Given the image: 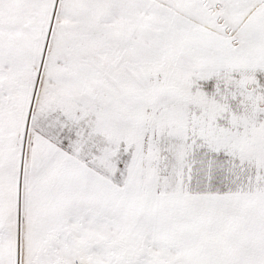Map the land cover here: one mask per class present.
I'll return each instance as SVG.
<instances>
[{
	"label": "rangeland",
	"instance_id": "374dc122",
	"mask_svg": "<svg viewBox=\"0 0 264 264\" xmlns=\"http://www.w3.org/2000/svg\"><path fill=\"white\" fill-rule=\"evenodd\" d=\"M77 124L110 158L86 217L29 143ZM0 145L6 264H264V0H2Z\"/></svg>",
	"mask_w": 264,
	"mask_h": 264
},
{
	"label": "snow or ice",
	"instance_id": "6c2138e0",
	"mask_svg": "<svg viewBox=\"0 0 264 264\" xmlns=\"http://www.w3.org/2000/svg\"><path fill=\"white\" fill-rule=\"evenodd\" d=\"M0 3H2V0H0ZM50 135L54 138L50 141L54 144V147L49 150L46 161L35 146V141L31 138L29 140L32 146L33 167L37 169L36 175H47L53 172L61 175L64 183L70 189L71 205L68 210L77 217H86L96 211V195L105 191L94 186L95 178L91 176L88 170L95 169L97 165L107 166L110 159L107 151L103 142L80 124L75 126L57 125L55 128H50ZM198 163L201 167L207 166L209 170L212 164L207 157H204ZM118 164L121 168L125 167L127 158H122L118 161ZM12 167L15 168V163ZM195 167H197V164H193V168ZM3 176L4 158L2 145H0V234L3 233L2 222L4 217ZM15 178L19 206L21 190L26 194L29 185V169L24 162L23 155L21 156L19 171L15 173ZM0 264H6L2 257H0ZM17 264H19V259ZM38 264H42V262H38Z\"/></svg>",
	"mask_w": 264,
	"mask_h": 264
}]
</instances>
